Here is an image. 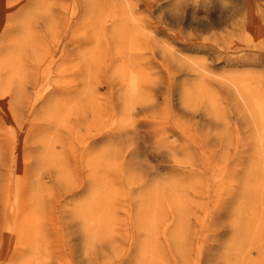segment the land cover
Segmentation results:
<instances>
[{
  "label": "rangeland",
  "instance_id": "rangeland-1",
  "mask_svg": "<svg viewBox=\"0 0 264 264\" xmlns=\"http://www.w3.org/2000/svg\"><path fill=\"white\" fill-rule=\"evenodd\" d=\"M0 264H264V0H0Z\"/></svg>",
  "mask_w": 264,
  "mask_h": 264
}]
</instances>
